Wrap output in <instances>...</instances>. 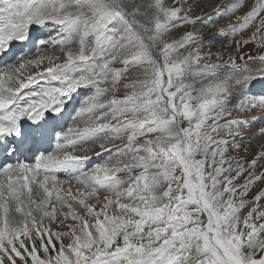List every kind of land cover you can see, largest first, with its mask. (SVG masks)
<instances>
[{"label":"snow or ice","instance_id":"6c2138e0","mask_svg":"<svg viewBox=\"0 0 264 264\" xmlns=\"http://www.w3.org/2000/svg\"><path fill=\"white\" fill-rule=\"evenodd\" d=\"M186 2L0 0V264H264V0Z\"/></svg>","mask_w":264,"mask_h":264},{"label":"rangeland","instance_id":"374dc122","mask_svg":"<svg viewBox=\"0 0 264 264\" xmlns=\"http://www.w3.org/2000/svg\"><path fill=\"white\" fill-rule=\"evenodd\" d=\"M192 1H195V0H187L185 7L186 8L190 7V4H191L190 2H192ZM205 1H206V3H208L211 0H205ZM205 1H204V3H205ZM212 1H215V5L214 4L212 5L215 8L214 9L212 8L207 13L205 12L203 14L204 17H205V14H206V16L207 15L209 16V19H208L209 21L207 24H205V23L200 24L198 22V26L195 27V29H192L191 26H185L184 28L174 29L173 32L177 34V38H178L179 35L183 34V32L185 31V28H187L188 30H194L196 35L202 36L205 40V43L203 45V54L205 56L211 55L213 57L212 63H218V61L215 59L216 56H223L224 59H227L229 55H236V53H235V40L240 39V37L238 35L234 37L231 33H221V31H218V28L227 29L226 27H228L229 24L232 23L233 21H230L227 18H225V19H220L219 23H216V21L218 19V16L216 13V7H217V5H219L221 3V1H219V0H212ZM231 2H233V0H228V2H226V3H231ZM200 5L197 3L196 7H199ZM203 6H207V4H205V5L203 4ZM201 9H203V8H201ZM201 9H200V7L199 8L192 7L191 13H190V15L192 14L191 15L192 18H194V19L197 18V16H199V14L201 13ZM210 27L212 30H210L208 32V29ZM211 31H213V32H211ZM244 51L255 52L256 49H254L253 46L249 45L247 48L244 49ZM197 86H199V85H197ZM256 88H261L262 92L261 93H255V92H258V90L256 91ZM251 90H252V94H254V95H257V94L258 95H264V81H253V86H252ZM261 115H264V113H262L260 111V109L257 108L254 111H250L247 115L239 117L240 119H243V120H246L249 122L248 124L245 125V128L249 129V131H250V132L247 131L245 133V135H247L249 137V139L245 141V144L246 145L250 144L251 150H254L256 152H259L261 144H264V138H258V139L252 138L253 134L258 135V128L261 125H264V121H258V119H257ZM253 125L255 127H253ZM249 155H250V153H249ZM59 175H61V177L63 176L62 173H60Z\"/></svg>","mask_w":264,"mask_h":264},{"label":"bare ground","instance_id":"6f19581e","mask_svg":"<svg viewBox=\"0 0 264 264\" xmlns=\"http://www.w3.org/2000/svg\"><path fill=\"white\" fill-rule=\"evenodd\" d=\"M204 1L205 0H195V1H192V2H190L191 4H190V8H192V7H194V8H199L200 7V9L201 8H203V9H201V13L199 14V16H197V17H200V18H202L201 20H199L198 22L200 23V24H203V23H205V24H207L208 23V19H209V16L207 15L206 16V14H205V17L203 16V14L206 12H208L209 10H211L212 8L214 9L215 7H213L212 5L214 4L215 5V1H209L208 3H206V1H205V3H204ZM219 1H221V3L220 4H224V3H226V2H228V0H219ZM197 3L200 5L199 7H196L197 6ZM203 4L205 5V4H207V6H203ZM215 12V11H214ZM210 13V12H209ZM214 14V13H213ZM216 14V13H215ZM192 15V14H191ZM226 28H228V27H226ZM204 30V29H203ZM210 30H212L211 29V27L208 29V32L210 31ZM218 31H220V28H218ZM211 32H213V31H211ZM80 98H82V97H77L76 99L78 100V99H80ZM250 132V131H249ZM254 133V132H253ZM262 145V144H261Z\"/></svg>","mask_w":264,"mask_h":264}]
</instances>
